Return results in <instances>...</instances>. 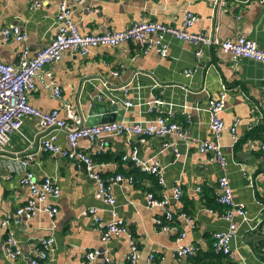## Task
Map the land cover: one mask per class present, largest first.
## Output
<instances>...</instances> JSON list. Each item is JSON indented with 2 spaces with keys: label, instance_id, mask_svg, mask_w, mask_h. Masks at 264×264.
Returning <instances> with one entry per match:
<instances>
[{
  "label": "crops",
  "instance_id": "obj_1",
  "mask_svg": "<svg viewBox=\"0 0 264 264\" xmlns=\"http://www.w3.org/2000/svg\"><path fill=\"white\" fill-rule=\"evenodd\" d=\"M33 2L0 0V30L17 26L26 34L23 42L0 38V61L14 65L23 46L33 55L47 45L55 35L61 3L68 7L79 30L92 34L120 30L142 20L181 28L184 13L191 11L198 18L187 31L204 35L210 42L195 43L166 35V56L155 49L142 53L135 43L126 42L91 48L84 57L64 51L59 60L47 65L62 97H53L46 87L47 77L37 76L28 101L41 111L68 102L79 107L86 124L93 106L116 105L124 110L120 122L143 124L161 114L174 116L186 124L188 137L151 136L142 140L113 134L100 139L104 148L99 147V141L80 140L79 149L93 160L98 150L104 155L102 161L94 160L101 178L120 173L135 180L132 185L125 181L113 184L114 203L108 204L95 198L96 181L85 164L83 168L81 162L62 153H43L34 145L28 147L27 138L37 132L38 119L26 117L20 132L10 135L0 156V220L30 198L29 190L20 183L25 168L19 159L27 153L31 154L27 169L38 180L50 176L59 187L60 194L48 198L57 212L49 216L37 201L33 216H23L18 223L1 228L0 264H31L36 241L48 237L53 244L48 258L40 264H82L85 254L93 251L96 258L87 264H127L128 237L119 234L102 240L92 209L102 225L116 222L130 230L138 241L139 264H147L150 254L154 255V264H264V150L260 147L264 140V63L246 58L233 61L215 44L244 36L264 49V0H42L37 7ZM198 49L200 59L196 57ZM187 69L189 75L184 72ZM112 70L118 74L113 75ZM223 89L226 93L220 117L225 127L214 138L209 103ZM60 115L67 117L68 112L61 111ZM234 122L237 126L232 136L229 126ZM57 136L61 149L66 150L64 134L58 132ZM205 139L219 144L226 161L224 168L211 160L209 152L199 150L196 142ZM130 151H136L142 161L158 162L164 184L159 185L153 174L140 172L131 161H123L121 156ZM224 175L233 200L243 205L247 214L234 216L237 229L230 242L231 253L218 256L212 249L213 235L228 226L221 218L224 207L217 202L218 180ZM176 186L183 189L178 201L170 196ZM148 192L168 198L172 221L161 208L146 205ZM163 225L172 229L164 230ZM9 233L21 251L14 260L4 251ZM187 246L195 248L193 255L177 254Z\"/></svg>",
  "mask_w": 264,
  "mask_h": 264
},
{
  "label": "built area",
  "instance_id": "obj_2",
  "mask_svg": "<svg viewBox=\"0 0 264 264\" xmlns=\"http://www.w3.org/2000/svg\"><path fill=\"white\" fill-rule=\"evenodd\" d=\"M221 3L223 0H220ZM42 0H34L35 7L41 4ZM198 17L191 11L184 13L181 28H177L164 22L153 20H142L133 22L123 29L108 31L102 34L82 33L75 22L71 19L70 10L61 3L58 8L56 16L57 28L55 35L42 49L33 55H29V50L26 46L20 49L17 63L12 65L0 61V156L5 152V145L7 144L10 135L14 132H20L23 120L28 116H34L38 119V130L32 138H27L28 147L33 145L37 150L43 153L56 154L62 153L72 161L84 163L90 170V176L96 181L95 198L102 200L108 204L114 203V198L111 194V187L113 184L119 182H127L132 185L135 180L132 176H123L116 173L110 178L103 179L95 171V161L91 156L79 149V141L87 140L89 143H96L99 141V147L104 148V143L100 141L102 137L119 134L127 136H138L142 140L147 137L157 136L166 137L169 135H176L182 139L188 137V129L186 124L179 122L174 116L158 115L153 117L146 123H125L120 121L102 122L93 125L84 123V116L79 107H72L68 102L61 106L43 112L40 109L32 106L28 97L36 87V77L46 76L48 81L46 87L50 88L53 97L60 100L62 97V90L55 80L52 72L46 69L48 64H51L61 58L64 51L71 54L79 55L81 57L87 56L91 48L104 46L116 47L120 44L132 41L135 43L142 53H146L150 49H155L161 56L167 54V44L165 36L171 35L181 40L191 42H206L210 40L206 36H195L187 31L192 23ZM0 38L4 42L14 40L16 42H23L26 39V34L17 26L4 27L0 30ZM212 42V41H211ZM220 50L228 54L233 61L241 58L254 60L264 63V49L259 47L257 42L244 36H236L234 38H226L220 41H215ZM197 59L201 57V51H196ZM186 75L191 73L190 70L184 71ZM113 75H117L118 71L112 70ZM219 94L216 99L209 103V126L212 130L214 138H217L225 125L220 117V112L223 110L224 97L226 91ZM98 100L101 99L97 96ZM127 106H131V102H126ZM61 111L68 112L67 117L60 115ZM237 122L229 126V130L234 136L236 133ZM58 132L63 133L67 149L62 150L57 142ZM198 148L202 152H209L211 160L217 162L221 168L226 165L224 154L215 141L208 139L196 142ZM260 147L264 150V140ZM97 155L100 154L98 150ZM31 157L30 153L24 155V158L18 156L20 165L25 168L20 177V183L25 186L30 193V198L24 205L15 208L8 216L0 220V229L8 226L10 223H18L20 218L31 217L36 212V202L42 204V210L49 216L53 217L57 209L49 203V197H57L60 194L59 187L52 181L50 176H44L38 180L35 173L27 169L28 159ZM123 161H131L140 172L151 173L155 177L159 185L164 184L162 169L158 162L153 161L148 163L138 158L136 151H130L121 156ZM219 194L217 202L224 207L221 218L228 222L227 229L222 232H217L213 235L212 249L215 253L222 256H228L231 253V239L234 237L237 225L234 223V216H246L247 211L243 205L235 202L232 196V189L228 178L224 175L218 180ZM200 188L197 187V191ZM175 200H181L183 196V189L176 186L170 195ZM146 205L149 208L159 207L165 213L167 219L172 221L173 213L169 206L167 197L158 198L153 192L146 194ZM93 222L97 226V230L101 234L102 240H107L113 235L125 234L129 239V248L127 253V264H139V245L137 239L132 235L130 230L123 224L116 222L108 225H102L95 214V210H91ZM182 216L187 218L189 222L191 219L185 214ZM164 230H170L172 227L163 225ZM184 233H181V237ZM53 239L42 238L36 241L33 248V256L31 264H40L48 258V252L51 250ZM5 255L9 259H16L21 255L17 240L9 233L4 243ZM195 248L191 246L182 247L178 250V255H193ZM97 252H87L82 264L94 260ZM154 255L150 254L147 259V264H154ZM108 262L107 259L104 261Z\"/></svg>",
  "mask_w": 264,
  "mask_h": 264
},
{
  "label": "water",
  "instance_id": "obj_3",
  "mask_svg": "<svg viewBox=\"0 0 264 264\" xmlns=\"http://www.w3.org/2000/svg\"><path fill=\"white\" fill-rule=\"evenodd\" d=\"M132 44V41H128ZM124 110L118 106H106L103 104H97L90 108L86 117V124H97L109 121H119L123 117ZM83 168H85L84 163H82Z\"/></svg>",
  "mask_w": 264,
  "mask_h": 264
},
{
  "label": "trees",
  "instance_id": "obj_4",
  "mask_svg": "<svg viewBox=\"0 0 264 264\" xmlns=\"http://www.w3.org/2000/svg\"><path fill=\"white\" fill-rule=\"evenodd\" d=\"M103 157H104L103 154H99V155H96V156H95L94 160L102 161V160H103V159H102ZM215 255L221 256L220 254H217V253H216ZM193 264H194V263H193Z\"/></svg>",
  "mask_w": 264,
  "mask_h": 264
}]
</instances>
